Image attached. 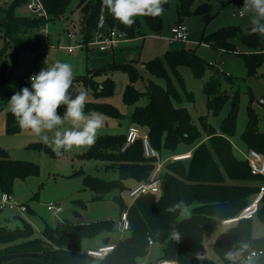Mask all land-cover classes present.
I'll list each match as a JSON object with an SVG mask.
<instances>
[{"label":"trees","instance_id":"trees-1","mask_svg":"<svg viewBox=\"0 0 264 264\" xmlns=\"http://www.w3.org/2000/svg\"><path fill=\"white\" fill-rule=\"evenodd\" d=\"M40 1L46 18L16 15L15 10L25 5L28 0H14L4 8L0 85L12 77L11 69L18 65L19 51H30L34 61L43 58V52L37 51L40 44L37 43L38 38L34 34L43 30L48 22L66 19L65 14L71 0ZM173 3L177 22H182L184 17L190 15L204 17L207 23L211 18L208 14L209 5L206 3L198 4L191 11L194 0H169L168 4L163 5L164 9L170 8ZM76 8L80 14L79 38L88 43L96 29L101 0H80ZM139 19L138 27L135 28L136 25L126 27L105 9L107 28L115 27L120 33L125 34L126 39L149 34L159 35L162 32L163 22L160 17L145 16ZM250 29L219 30L214 35L203 38L201 43L222 51L233 52L231 41L238 39L250 50V53L244 56V65L247 72L253 75L257 67L263 63L264 54L257 50L261 46L260 34H250ZM6 55L10 56V63L5 60ZM143 66L151 76L164 84L150 81L144 85L142 91L135 90L132 83L138 73L134 62L112 63L96 69L94 74L112 71L126 73L129 84L123 94V104L130 106L143 97L147 99L144 106L134 108L130 117L131 122L147 133L150 146L158 153L165 152L172 156L191 151L190 160H167L163 163L160 173L161 192L158 196L143 194L129 205H125L119 195L112 197L120 206V215L126 211L129 228L123 232L126 235L114 243L108 237L101 239L98 246L114 244L113 251L105 256L100 258L88 256L81 243L102 233L116 232L115 222L112 220L82 224L64 219L53 228L45 225L38 235H35L28 223L22 221V225L14 229L0 226V257L11 256L1 264L16 258H30L43 264H136L148 252V239L162 246L159 262L173 260L176 264H216L204 257L199 247L202 239L214 232L221 220L235 218L258 192L259 187L264 185V177L252 176L247 162L238 159L232 149L230 138L236 129L237 96L229 97L220 89L219 80H214L211 74L203 87L207 111L216 116L228 102L230 108L228 115L220 122L219 131L208 124L206 116L198 118L200 128H197L182 104L184 101L192 102L193 99L186 91L177 68L180 66L189 68L193 77L199 80L203 78L205 72L214 68L195 53L184 49L167 52L162 58H155ZM80 79L84 85H91L94 99L113 94V86L108 79L95 83L91 76L90 78L86 76L75 81ZM72 92L74 94L75 91L72 89ZM12 95L13 93H10L0 97V111ZM91 111L114 119L122 117L109 103L87 102L85 112ZM19 130L15 118L7 112L5 133L13 135ZM240 140L246 151L255 150L264 155V131L258 130L257 116L250 106L247 107V120ZM124 144L125 134L103 135L97 137L96 142L79 155L82 159L106 163V169L115 171L118 176L115 180L105 181L84 175L83 186L94 193L93 200H104L112 191L122 193L129 190L127 180L140 183L152 176L156 161L144 156L141 140H136L122 150ZM180 145L187 148L181 151L178 147ZM33 146L39 147L38 144ZM37 174L36 164L11 160L6 151L0 149V192L11 195L16 179H25ZM179 201H183L188 207L191 206V211L187 218L177 222L179 211L167 212L165 209ZM80 203L82 206L85 205ZM254 218L262 224L264 230V195L251 220H238L230 224L232 226L225 233L215 238L213 250L220 259L219 264H229L225 259V253L234 250L240 242L247 243L248 250H264V235L260 238L252 237L251 221ZM173 230L180 233L179 240L172 238ZM197 254L204 259L197 260ZM256 264H264V256L258 258Z\"/></svg>","mask_w":264,"mask_h":264},{"label":"rangeland","instance_id":"rangeland-1","mask_svg":"<svg viewBox=\"0 0 264 264\" xmlns=\"http://www.w3.org/2000/svg\"><path fill=\"white\" fill-rule=\"evenodd\" d=\"M80 0H71L70 5L66 11V19L60 21L48 22L43 27V32L38 31L34 34L41 40L38 52H43V58L33 60V54L30 51L18 52V65L13 71L12 77L4 84L0 85V97L4 94L19 92L24 85L20 83L22 77H27L29 74H37L42 68H46L56 61L69 63L73 68V90L84 89L88 92L87 102L109 103L122 116L119 119H114L104 115V122L102 128L98 131L99 136L103 135H124L127 127L135 126L131 122V114L135 107L144 106L147 103L146 97L141 98L134 105L126 106L123 104V94L126 86L129 84V78L126 73L119 71H112L109 73L94 74L96 69L90 70L86 63V50L96 51L97 48H75L74 52L68 53L65 49L68 45H75L74 40H68L67 33L72 32L75 38H79V11L76 6ZM201 3L209 5L210 20L207 23L204 17L198 15H190L184 17L182 22L188 27L189 42L184 48L185 51L195 53L207 64L216 63L219 68L228 76L220 74L218 71L211 69L205 72L202 79H195L189 68L180 66L177 72L180 75L185 89L191 94L192 102L184 101L183 106L187 109L192 118L193 124L200 128L198 118L206 116L207 122L216 131H219V125L223 118L228 115L230 108L229 102L226 103L220 113L216 116L207 111L206 96L203 91L204 84L208 81L212 74L214 80H219L220 89L225 91L229 97L237 96L236 108V129L234 135L230 138L232 149L238 159H243L246 153V148L240 140V135L244 130L247 120V107L253 110L257 116V127L259 131H264V106L258 104L257 99L264 95V61L257 67L255 73L250 75L244 65V56L249 54L250 50L244 46L238 39H233L234 51H221L209 45L201 43L203 38L209 37L224 29H240L246 30L251 28L249 14L245 13L242 17L234 16L237 6L244 4V0H194L191 11ZM16 12L24 15L25 10L23 6L16 9ZM163 22V30L161 36H164L166 41H159L158 56L145 58V52L141 59L134 61L138 73L137 78L133 81L132 87L135 90L142 91L146 83L152 81L163 85L164 83L151 76L143 64L155 59L162 58L167 52L176 51L174 46H168L169 33L168 29L177 22L175 3L171 4L170 8L165 9L164 13L159 16ZM135 24L132 26H139V17L135 18ZM261 46L257 49L264 54V35H259ZM149 42V41H148ZM3 39L0 38V50L3 47ZM142 49L145 45L147 50L148 43L144 44V40L136 43ZM182 44V43H180ZM140 49V50H141ZM87 51V52H88ZM9 53V52H8ZM5 60L10 63V56L6 55ZM142 64V67L139 65ZM89 69V70H88ZM214 71V72H213ZM216 72V73H215ZM92 78L95 83H101L108 79L113 86V94L109 97H101L94 99L92 96L91 85H84L83 81L78 78ZM74 92L73 95H75ZM250 95L252 100L250 101ZM59 109H65L61 106ZM8 110V102L0 111V149L6 151L9 159L15 161L31 162L38 166V174L29 176L25 179H16L13 182L11 196L13 200L25 205L29 210L23 214H18L12 211L0 212V226H5L9 229H14L22 225V221L28 223L34 230L35 235H38L45 225L55 227L59 222L67 219L71 222H78L87 224L91 222L112 220L115 222L114 233H102L99 236L83 240L82 248H94L99 245L101 239L108 237L111 242H116L126 234L120 232L118 229V221L120 215V206L112 197L121 196L125 205L131 203L128 197V190L118 193L112 191L105 196L104 200H93L94 193L83 186L82 179L84 175H91L98 179L111 181L118 178L117 173L113 170L106 169V163L102 161L86 160L79 157V155L86 152L89 147H74L70 151L61 149L60 154H57L54 149L52 140L54 139L55 130L52 132L42 133L49 136L47 144L41 141V138L35 135L31 130L21 129L18 133L8 135L5 133V120ZM63 128H71L70 120H65L62 125ZM140 132H143L141 127H138ZM38 144L35 148L33 145ZM179 150L183 151L187 147L184 145L178 146ZM160 160L163 161L171 156L165 152L159 153ZM165 163V162H163ZM80 172L81 174H76ZM132 180H127L126 185H130ZM84 203L82 206L80 203ZM47 204H59L62 211L59 214L46 210ZM191 211V206L188 207ZM189 216V215H188ZM179 215L177 222L181 219L187 218ZM232 225L221 226L218 224L217 229L211 234L205 236L199 247L202 250L204 257L216 264L220 263V259L213 250V243L215 238L225 233ZM251 233L253 238H260L264 235L262 224L254 218L251 221ZM162 255V246L153 244L149 246L148 252L139 263L142 264H158ZM11 257V256H10ZM9 256H1L0 264Z\"/></svg>","mask_w":264,"mask_h":264},{"label":"clouds","instance_id":"clouds-1","mask_svg":"<svg viewBox=\"0 0 264 264\" xmlns=\"http://www.w3.org/2000/svg\"><path fill=\"white\" fill-rule=\"evenodd\" d=\"M169 0H102V7L113 16L115 20L126 27L135 24L136 17H159L165 9L163 5ZM249 14L250 34L264 35V0H244L241 14ZM31 90L23 87L15 92L8 101V110L15 118L21 129L31 130L41 138L45 144L49 136L45 132L55 130L54 151H70L74 147L81 148L92 146L97 139L98 131L102 128L104 115L96 111L85 112L88 92L84 89H75L73 95V68L69 63L56 61L42 68L39 73L30 76ZM64 106L63 116L58 114V109ZM65 120H70L72 127L63 128ZM167 212L179 211L181 216L190 215L188 206L179 201L165 209ZM172 238L179 240L180 233L172 232ZM249 245L240 242L234 250L225 253L229 264H256L260 253L251 251L247 255ZM197 260H203L200 254ZM167 264V262H165Z\"/></svg>","mask_w":264,"mask_h":264},{"label":"built area","instance_id":"built-area-1","mask_svg":"<svg viewBox=\"0 0 264 264\" xmlns=\"http://www.w3.org/2000/svg\"><path fill=\"white\" fill-rule=\"evenodd\" d=\"M26 9L35 17H43L46 18V13L44 7L40 0H28L25 4ZM242 5L237 6V10L234 12V16L242 17ZM43 32V30H41ZM169 37L168 41L170 44L173 43H187L189 42V31L188 27L183 22H176L168 29ZM68 40H74L75 45L67 46L65 49L68 53L74 51L77 47H95L99 51L113 50L117 47V45L126 40L125 34L120 33L115 27L107 28L105 21V8L102 7L101 0V8L99 17L96 23V29L93 35V38L90 42L84 43L80 38H75V35L72 32L67 33ZM77 39V40H76ZM69 40V41H70ZM222 51V50H221ZM211 66L217 70L220 74L224 76H228L227 73H224L221 68L218 67L216 63H212ZM33 74H29L27 77L21 78V84L24 87H28L31 90L30 76ZM258 104L264 106V95L257 99ZM65 109H58V114L63 116ZM140 139L143 147V154L146 158L155 159L156 166L152 176L149 180L145 182L137 183L134 187L130 188L127 193L131 202L136 199L138 196L143 194H152V195H160L161 192V171L163 167V162L167 160L171 161H188L191 158V151H187L182 154H176L168 157L167 159L161 161L159 153L153 149L148 141V136L146 132H140L139 128L136 126H130L125 133V144L122 148L125 149L127 146L133 144L136 140ZM243 160L247 162L249 167V172L252 176H260L264 177V155L258 153L255 150L246 151L243 156ZM264 195V185L259 187L258 192L251 198L249 203L239 212V214L232 219L221 220L220 225H230L238 220H251L258 209L259 203L262 200ZM46 210L53 212L54 214L61 213L62 209L59 204H47ZM1 211H12L17 212L18 214H23L27 211V207L22 204L16 203L12 196L5 192H0V212ZM129 228V223L127 219L126 211L122 212L119 216L118 221V229L120 232H125ZM154 243L148 239V245L151 246ZM114 244L108 246H97L94 248H88L85 250L88 256L94 258H100L105 256L106 254L113 251ZM251 251H256L260 253L262 250H247L245 255H247ZM262 256H258L260 258ZM257 258V259H258ZM165 262H171L172 264H176L173 260L160 261L158 264H164ZM142 264V263H136Z\"/></svg>","mask_w":264,"mask_h":264},{"label":"crops","instance_id":"crops-1","mask_svg":"<svg viewBox=\"0 0 264 264\" xmlns=\"http://www.w3.org/2000/svg\"><path fill=\"white\" fill-rule=\"evenodd\" d=\"M12 1H14V0H0V38H2V26L5 22L4 8H6ZM23 7L25 10L24 15L17 13L16 10H15V14L18 16H27V17L32 16V14L26 9L25 5H23ZM161 34H162V32L159 35L149 34V35H145V36H141V37H135L132 39H126L125 41L119 43L115 49L110 50V51L109 50H106V51H99V50L88 51V50H86L85 55H86L87 68H90V70H93V69H100V68L107 66V65H110L112 63L126 64L129 62L138 61L141 59L143 51L145 52V55H144L145 58H151L152 56H158L159 54L156 53V52H158V51H156V50H158L157 43L159 45V41H166V40H163L166 38L164 36H161ZM141 40H144V44L148 43V46L146 48L147 50H145V45H143V47L141 49L140 48L141 46L138 47V45L136 44V43L140 42ZM188 43H190V42L182 43V44H180V43L170 44L169 43L168 46H174V49L180 50V49L186 48L187 47L186 45ZM83 47L86 49L89 48L88 46H86V47L83 46ZM77 48H82V47H77ZM136 64L137 63H135V65ZM139 66L142 67V64H140ZM129 127H127V129ZM127 129H126V131H127ZM143 132H145V131H143ZM136 184H137L136 182L132 181L131 184L128 185L129 189L134 187ZM221 226H226V225H221Z\"/></svg>","mask_w":264,"mask_h":264},{"label":"water","instance_id":"water-1","mask_svg":"<svg viewBox=\"0 0 264 264\" xmlns=\"http://www.w3.org/2000/svg\"><path fill=\"white\" fill-rule=\"evenodd\" d=\"M37 43L40 44L41 40L38 39ZM3 264H43V263L37 260H34V259H30V258H16V259L9 260Z\"/></svg>","mask_w":264,"mask_h":264},{"label":"bare ground","instance_id":"bare-ground-1","mask_svg":"<svg viewBox=\"0 0 264 264\" xmlns=\"http://www.w3.org/2000/svg\"><path fill=\"white\" fill-rule=\"evenodd\" d=\"M165 264V263H164ZM167 264H172L171 262H167Z\"/></svg>","mask_w":264,"mask_h":264}]
</instances>
